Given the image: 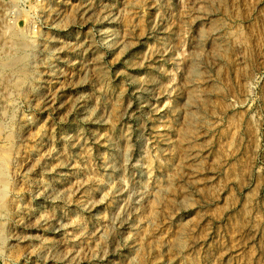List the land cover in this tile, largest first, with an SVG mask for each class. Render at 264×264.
<instances>
[{"label": "rangeland", "instance_id": "obj_1", "mask_svg": "<svg viewBox=\"0 0 264 264\" xmlns=\"http://www.w3.org/2000/svg\"><path fill=\"white\" fill-rule=\"evenodd\" d=\"M0 264H264V0H0Z\"/></svg>", "mask_w": 264, "mask_h": 264}]
</instances>
